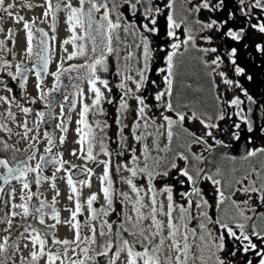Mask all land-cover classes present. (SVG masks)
Masks as SVG:
<instances>
[{
    "label": "snow or ice",
    "instance_id": "obj_1",
    "mask_svg": "<svg viewBox=\"0 0 264 264\" xmlns=\"http://www.w3.org/2000/svg\"><path fill=\"white\" fill-rule=\"evenodd\" d=\"M36 7L43 9L40 18L25 20L19 14L22 8ZM61 12L70 35L61 44L66 56L50 72L56 36L43 28L34 33L33 28L38 19L43 23L50 17L55 33ZM3 14L23 24L24 54L31 67L17 63L13 72L8 70L12 64L0 58V71L7 70V76L19 80L21 88L34 71L38 98L49 107L61 77L77 72L76 98L70 103L72 109L80 105L75 129L79 148L70 154L103 165V172L99 193L82 201L81 189L91 187L93 169L78 168L63 153L54 152L56 137L48 131L43 134L44 154L37 159L39 126L46 114L36 112L37 119L29 127L27 116L32 109L17 104L24 117L18 125L21 139L28 141L32 151L17 159V154H23L21 149L0 139V152L11 151L14 161L0 158V204L8 208L0 215V224L6 225V234L0 236V264H16V257L19 264L41 260L44 264H100L98 257H107V264H264V146H254L255 134L264 136V105H258L241 82L253 80L250 62L264 57V0H77L75 4L73 0H44L39 5L29 0L20 5L0 0V19ZM253 34L258 35L257 42L250 41ZM15 37L16 32L9 29L0 39V50L12 54L8 42L15 45ZM121 45L127 49L123 57ZM109 56L116 61L118 101L105 96L112 88L100 75L109 73ZM76 58L84 62L65 66V61ZM45 75L54 78L47 90L42 87ZM0 84L7 92L13 91L2 78ZM89 98L90 103L86 102ZM64 100L69 97L65 95ZM0 103L8 105L6 114H0L5 121L16 122L11 108L16 98L0 96ZM105 103L117 105L115 148L111 150L107 142L113 141L108 135L112 125L101 119L108 115ZM71 119L61 103L59 123L54 125L62 133L60 145L65 143ZM0 129L11 136L6 122H0ZM100 155L105 159L99 160ZM117 158L123 159L117 163ZM34 160L35 166L30 163ZM49 165L55 171L44 176ZM75 170L88 178L74 180ZM61 171L65 175L60 178L69 188L68 200L74 205L66 208L70 218L65 221L55 208ZM13 181L21 186L19 203ZM42 181L50 183L55 195L50 205L42 199L33 205ZM5 186L10 190L5 192ZM101 195L104 202L95 207ZM117 204L120 213L110 220ZM49 215L55 223H46ZM16 217L31 218L43 227L22 223L13 233ZM61 223L71 228L72 239L55 234ZM29 246L25 256L23 249Z\"/></svg>",
    "mask_w": 264,
    "mask_h": 264
},
{
    "label": "flooded vegetation",
    "instance_id": "obj_2",
    "mask_svg": "<svg viewBox=\"0 0 264 264\" xmlns=\"http://www.w3.org/2000/svg\"><path fill=\"white\" fill-rule=\"evenodd\" d=\"M10 2H13V0H6V3H10ZM23 2L24 0H15V3L17 5H20ZM29 2L39 5V4H43L44 0H29ZM53 2L55 3V0H53ZM73 3L74 4L77 3V0H73ZM42 12H43V9L40 7H36L31 10L27 8H22L19 10V14L24 16L25 20H31L33 17L40 18L42 17ZM0 27L4 29L3 32H0V39L5 38V36L8 34L9 29H13L16 32V37H15L16 44L13 45L11 42H8V48L12 50V54H10L7 50H0V58L4 60H8L12 64V67L8 70L15 72V65L21 62H23L24 67L30 68L31 62L27 60V57L24 54V48L26 47V42H25V32L23 30V24L16 23L13 21L12 18L8 17L6 14H3V19H0ZM36 28H43L45 31L49 32L50 36L51 35L56 36V40L52 42V46L54 48L53 59L51 63L49 64V71L50 72L56 71V66L60 62V58L62 56H66V53L63 52V48L61 47L62 41L70 35V33L67 30V25L65 23V13L63 12L58 13L57 27H56L55 33L51 31V18L50 17L46 22H43V23L39 22V19H38L36 26L33 28L34 33L36 31ZM36 35H39V34L36 33ZM120 35H121V39L123 40L125 37L122 31ZM258 40H259V37L257 34H253L250 37L251 42H257ZM88 46L89 48H91L90 41L88 42ZM64 47H67L69 52L72 51L71 45H67ZM120 48H121L120 55L121 57H123L126 54L127 49H125L123 45H121ZM245 59H247V56H245ZM83 62H84V58H76V59H73L72 61H65V66H67L68 64H76V63H83ZM115 64H116L115 57L109 56V60H108L109 73H100V75L109 80V86L112 88V93L109 94L107 91H105V96L110 95L112 98H115L118 101L119 90L115 88L116 83H118V77L114 75ZM262 65H264V57L257 58L255 60V63L250 62L248 71H249V74L253 76V80L250 82H245L243 80L241 81L242 83H244V86L248 89L249 93L253 95L258 105H264V66ZM69 76H71V79H69ZM0 78H2L3 82L6 83L9 88L13 89V91L9 93L4 89L3 84H0V96H8L9 99H11L13 96L16 98V103L12 104L11 108H12V111L17 114L16 122H13L11 120L5 121L4 116L0 115V122H6L8 127L11 128L12 130V134L10 136L9 133L4 132L2 129H0V139L6 140L10 144H15L16 147L21 149V152L23 154H17V159H24L25 155H31V151H32V149H28V141L21 139L23 132H22V129L18 125L20 122L23 121L24 117H23V114L20 113V109L17 107V104H20L21 106L30 107L32 109V112L29 113L27 116L29 127H33V122L36 121L37 119L36 112L44 111L46 114L44 122L40 123V126H39L40 143L37 145V147L39 148V152L37 153V159L39 158V155L44 154V148L46 147L47 142L44 139L43 134L45 131H48L56 137V148L53 150L54 152L58 151V152L63 153V158L69 161L71 164L77 165L78 168H83L84 166H87L88 168H91L94 171V175L91 177V187L88 188V191L86 193L84 192V195L81 197L82 201L85 200L93 192L99 193L100 191L99 176L103 172V165H100L93 161H90L88 165L75 162L73 161V159H78V156H73L70 154L72 149L79 148V145L76 143L78 139V135L75 129L77 127L76 120L78 119V112L80 110V105L79 103H77V107L75 109H72L71 103H70L72 99L76 98L74 96L75 88L73 87V85L79 83V81L77 80V72H71L61 77V83H60L58 90L51 94V97H50L52 101L51 107H49L45 101H40L38 98L39 93L35 87L36 78H35L34 71H30L28 73V81L23 88L20 87L19 80L12 81L11 78L7 76V70L0 71ZM53 85H54V78L51 75H45L43 78L42 87L45 90H47V89L52 88ZM82 87L84 88L85 94L88 97H90L91 94L88 93V85L84 83ZM113 90H117L115 95H113ZM65 95L69 97V100L67 101L64 100ZM33 101L35 102L33 103ZM86 102L90 103L91 102L90 98L87 99ZM61 103L64 104L66 116L72 117V119L67 122L68 132L64 133V135L66 136V140L63 145H60L59 139H58L59 135H61L62 133L60 132L58 128L54 127L56 123H59ZM116 107L117 105L115 103L111 105L107 103L104 104V108L108 115L105 117H101V119H107L108 123L112 125V127L108 130L109 137H113V132L115 131V128H116L114 124V117L116 115V112H115ZM7 108H8V105L0 103V114H6ZM49 112H51V116L48 115ZM261 116L264 117V113H261ZM255 118L256 117L254 115V119ZM131 119L132 117L131 115H129V120ZM89 121L90 122L92 121L91 116H89ZM16 133H20V135H16ZM34 134L35 133H32L30 135H34ZM258 139L259 140L264 139V136H262L259 133ZM70 142L72 143V145L71 146L67 145ZM129 142L131 143L130 139H129ZM107 143H108V147L110 150L115 148L114 137H113V141H109ZM260 146H264V143H260ZM25 149H28L26 153H24ZM11 157H12L11 151L0 152V158H7L9 159L10 163H14ZM98 159L103 160L105 159V157L103 155H100ZM122 159L123 158H117L116 162L119 163L121 162ZM30 163L33 166H35L36 161L34 160V161H31ZM53 171H55L54 167L52 166L45 167L43 175L51 176ZM57 174H58V178L61 177L62 174L65 175L63 171ZM122 174L127 175V173H122ZM73 178L74 180H83V179H87L88 177L86 176V174L80 172L79 170H75ZM31 179H32V174L29 175V180ZM113 179L114 180L117 179L114 172H113ZM2 183L3 182L0 181V184ZM46 183L47 182L42 181V183L40 184L39 186L40 195L38 198L33 197V201L31 202L33 205H38V201L40 199L46 200L49 205L52 203V199H49L46 194V188H45ZM11 186L16 188V201L15 202L18 203L20 202L19 196H20L21 186L16 181H13ZM119 187L121 190H126V186L123 184H120ZM9 190H10L9 186H5V192ZM32 191L33 192L37 191V186L35 184L32 185ZM5 199H7V196H5ZM59 199L60 197H58V202L56 203L55 208L60 212L61 221L68 220L70 218V213L66 210V208H72L74 206L73 202H60ZM103 202H104L103 197L101 195L99 198V202L95 204L94 206L99 207V205L103 204ZM0 210H2L0 211V215H2L3 212L8 211V208H5L2 204H0ZM17 211H19V209H17ZM46 211H48V209H46ZM119 213H120V207L117 204V213L110 216L109 219L116 220L117 215ZM87 215L88 213L85 207L84 216H87ZM83 218L84 217H80L81 220H83ZM45 221L47 224L55 223V221L51 219L50 215L45 216ZM22 223H32L36 227H41V228L43 227L38 224V221L32 220L31 218L25 221V219L22 217H16L13 222L12 232L15 233L17 231V225L22 224ZM5 227H6L5 224H0V236H3L6 234L5 232H3V229ZM86 231L87 229H85V232ZM55 234L60 239H65V238L72 239L73 237V231L68 225L64 223L57 225ZM21 244H23V241H21ZM30 247L31 246H29V249H23V254L25 256L28 255V251L30 250ZM107 259H108L107 257H98L100 264H107ZM121 259L122 260L124 259L123 255ZM16 264H19V257H16ZM39 264H44V260H41ZM117 264H120V262L118 261Z\"/></svg>",
    "mask_w": 264,
    "mask_h": 264
},
{
    "label": "rangeland",
    "instance_id": "obj_3",
    "mask_svg": "<svg viewBox=\"0 0 264 264\" xmlns=\"http://www.w3.org/2000/svg\"><path fill=\"white\" fill-rule=\"evenodd\" d=\"M116 91L117 90H113V95L116 94ZM261 122H264V119H262ZM258 135H259V133L257 132L256 135H255V139H254L255 140L254 146H260V143H264V139L259 140L258 139ZM67 145H70L71 146L72 143L70 142ZM73 161L79 162V163H83V164H86V165H88L89 162H90V161H85V160L80 159V158L73 159ZM61 177H64V174H62ZM56 185H57V189L60 192V196H59L60 199H59V201L60 202H71V201L68 200L69 188H68V185L66 183V180L65 179H61L60 177L58 178V174H57ZM45 188H46L47 197L49 199H52L53 195H55V190L50 186V183L49 182H47L45 184ZM87 191H88V188L87 187L81 189L82 196L84 195V192L86 193ZM24 251H26V250H24Z\"/></svg>",
    "mask_w": 264,
    "mask_h": 264
},
{
    "label": "water",
    "instance_id": "obj_4",
    "mask_svg": "<svg viewBox=\"0 0 264 264\" xmlns=\"http://www.w3.org/2000/svg\"><path fill=\"white\" fill-rule=\"evenodd\" d=\"M240 151H243V148L241 147ZM50 166V165H49ZM49 166H46V167H49Z\"/></svg>",
    "mask_w": 264,
    "mask_h": 264
}]
</instances>
